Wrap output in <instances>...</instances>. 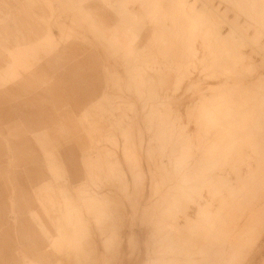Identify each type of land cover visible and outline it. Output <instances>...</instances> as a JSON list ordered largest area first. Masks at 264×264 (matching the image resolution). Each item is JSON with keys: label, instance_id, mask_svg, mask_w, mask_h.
<instances>
[{"label": "rangeland", "instance_id": "obj_1", "mask_svg": "<svg viewBox=\"0 0 264 264\" xmlns=\"http://www.w3.org/2000/svg\"><path fill=\"white\" fill-rule=\"evenodd\" d=\"M100 41L114 72L104 108L90 111L99 118L89 148L97 157L76 205L52 189L65 180L58 143L34 138L49 185L30 219L52 258L33 252L26 263L20 253L24 264H72L91 232L104 262L83 264H201L214 232L225 264H264V0H0L3 69ZM67 153L79 163L78 151ZM242 171L255 177L238 181ZM241 198L261 207L241 213ZM154 199L162 220L149 223ZM224 211L235 228L225 227ZM121 212L123 226L113 221Z\"/></svg>", "mask_w": 264, "mask_h": 264}, {"label": "crops", "instance_id": "obj_2", "mask_svg": "<svg viewBox=\"0 0 264 264\" xmlns=\"http://www.w3.org/2000/svg\"><path fill=\"white\" fill-rule=\"evenodd\" d=\"M67 45L66 51H43L24 60H11L8 70L3 69L0 55V264L6 261L24 264L21 254L28 263L33 252L42 258H52L45 248L44 238L37 234L30 219L41 201L46 200L41 191L49 185L48 180H40L46 178L47 167L35 148L34 138L42 137L58 143L54 155L65 180L54 184L52 189L64 190L68 195L64 200L71 199L76 205L80 204L77 191L89 174L87 162L97 157L90 154L89 148L99 139V118L97 112L90 111L99 106L104 108L102 98L113 83L112 52L102 41L97 42V49H84L82 43L76 42ZM39 55L42 59H38ZM69 149L78 151L80 164L77 158L68 155ZM143 172L140 170L143 180L137 184L140 189L145 183ZM127 179L128 190L130 181ZM153 189L150 183V191ZM125 197L128 198L129 194ZM123 205L120 203V210ZM152 206L157 214L151 219L145 209L146 222H156L157 216L161 221V203L155 200L149 208ZM122 216L121 212L113 221L118 225L123 223ZM149 226L152 228L151 224ZM98 238L99 235L91 232L90 247L84 256L73 257L72 264L85 261L103 263ZM216 238L214 232L211 239L214 245L211 246L210 242L201 251L206 254L209 264H222L225 260V256L219 260L216 258L220 247L216 245ZM262 248L263 244L259 247L260 253ZM58 262L69 264L62 259ZM129 264L134 263L130 261Z\"/></svg>", "mask_w": 264, "mask_h": 264}, {"label": "bare ground", "instance_id": "obj_3", "mask_svg": "<svg viewBox=\"0 0 264 264\" xmlns=\"http://www.w3.org/2000/svg\"><path fill=\"white\" fill-rule=\"evenodd\" d=\"M173 43H174V42H173ZM178 53H179V52H178ZM219 78H220V77H219ZM263 144H264V143H262V142H261V144H260V152H261L260 155H261V157H262V150H263V148H264V145H263ZM258 151H259V149H258ZM256 152H257V151H256ZM263 155H264V154H263ZM174 159H175V158H174ZM263 161H264V156H263ZM263 163H264V162H263ZM256 166H261L260 161H258V163H257ZM257 168H258V167H257ZM231 171H232V170H231ZM257 171H258V169H257ZM238 172H239V171H238ZM243 175H244V174H243V171L240 172V173H238V175H236L237 180H238V181L242 180V181L248 182V180H250V179L253 180L252 176L255 177L253 174H251V175H252V176H251V175H249V174L247 175V173H246L245 177L242 179V176H243ZM254 180H255V181H258L259 178L256 177V179H254ZM226 182H227V181H226ZM227 184H228V183H227ZM229 184H230V183H229ZM226 188H227V187H226ZM226 188H225V189H226ZM244 193H245V192H244ZM239 197H240V196H239ZM237 198H238V197H237ZM237 198H236V199H237ZM222 201H223V200H222ZM240 201H243V204H245V205L242 206L243 208L238 207V209H239V208H240L239 210L242 209V211H240L241 213L244 212V213L248 214V211L250 212V211L252 210L253 206L250 207L251 209H250V208L248 209L246 199L243 200V198H241ZM157 202H158V201H157ZM224 202H225V201H224ZM240 204H242V202H241ZM223 206H224V205H223ZM240 206H241V205H240ZM245 206H246V209H247L248 211L245 209ZM260 207H261V204H260ZM260 207H259V205H256V207L253 208V210H254V211H258V210H259L258 208H260ZM224 209H225V208H224ZM238 209H237V210H238ZM228 210H229V209H228ZM230 210H232V209H230ZM233 211H234V213H235L236 215L238 214L237 212H235V211H236L235 209H233ZM238 212H239V211H238ZM175 213H176V212H175ZM173 214H174V212H173ZM235 214H234V215H235ZM174 215H175V214H174ZM174 215H173V216H174ZM220 215H221V214H220ZM230 215H231V216H230ZM232 215H233V213L230 214V213H227V212H225V211L223 212L222 222H223V220L225 221V227H227V229H229V230H230L231 228H233V227H234V228L236 227L235 224L232 223L233 221L236 220L235 218H232ZM233 217H234V216H233ZM231 219H232V220L235 219V220L231 221ZM236 221H237V220H236ZM240 224H241V223H240ZM238 225H239V224H238ZM242 225H243V224H242ZM218 226H219V225H218ZM245 226L247 227L248 225L244 224L243 228H244ZM239 227H240V226H239ZM243 228H242V230H244ZM236 230H237V229H236ZM240 230H241V229H240ZM244 231H245V230H244ZM237 232H239V231H237ZM237 232H235L236 235H237ZM240 232H241V231H240ZM167 236H168V235H167ZM237 236H238V235H237ZM243 236H244V235H243ZM243 236H242V237H243ZM238 237H239V236H238ZM214 238H215V237H214ZM240 238H241V237H240ZM162 241H163V240H162ZM232 241H233V240H232ZM234 241H235V240H234ZM234 241H233V243H234ZM218 242H219V243H218ZM211 243H212V242H211ZM213 245H214V244L212 243L211 246H213ZM216 245H217V246H218V245L220 246V248H219L220 250L217 251L216 258H217V259H218L219 257L221 258V257H223L224 255H225V258H226L227 251L225 250V254L223 255V251H222V248H221V242H220L219 237L217 238V244H216ZM210 249H211V248H210ZM210 252H211V251H210ZM215 252H216V251H215ZM215 252H214V253H215ZM214 256H215V255H214ZM205 260H206V259H205ZM208 260H209V259H208ZM211 260H212V259H211ZM218 260H219V259H218ZM218 260H217V261H218ZM206 261H207V260H206ZM206 261H205V263H203V264H209V263H208L209 261H207V262H206ZM220 261H221V259H220ZM189 262H190V261H189ZM197 262H198V261H197ZM223 262H225V260L222 261L221 263L223 264ZM212 264H213V263H212Z\"/></svg>", "mask_w": 264, "mask_h": 264}]
</instances>
